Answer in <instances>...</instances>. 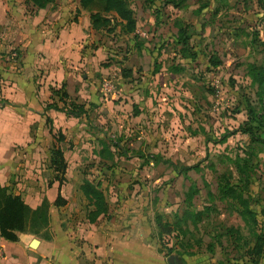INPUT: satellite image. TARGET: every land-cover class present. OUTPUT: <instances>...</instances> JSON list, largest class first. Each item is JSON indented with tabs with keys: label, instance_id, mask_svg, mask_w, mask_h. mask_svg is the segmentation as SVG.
<instances>
[{
	"label": "crops",
	"instance_id": "crops-1",
	"mask_svg": "<svg viewBox=\"0 0 264 264\" xmlns=\"http://www.w3.org/2000/svg\"><path fill=\"white\" fill-rule=\"evenodd\" d=\"M95 10L78 0L40 7L0 0V184L45 217L39 227L15 230V239L0 235V264H170V254L180 264H218L206 245L176 253L173 242L156 237L174 235L176 205L157 210L148 187L159 178L145 179L152 163L137 160L138 149L165 146L161 109L167 105L159 100L166 88L159 77L163 59L158 55L160 64L155 52L134 44L136 16L131 32L118 25L107 30L92 26L89 13ZM112 68L116 78L107 91L103 81L114 76H107ZM158 77L162 86L156 85ZM76 106L79 114L73 113ZM56 131L65 161L60 180L49 166L48 142ZM180 137L184 140L176 144L186 147L191 136ZM113 149H129L125 160L111 162ZM253 167L258 172L248 182L253 231L264 238V162ZM85 180L101 191L102 210L83 193ZM233 211V225H227L241 233L245 222ZM231 242L237 250L236 239ZM253 259L247 264H264V245Z\"/></svg>",
	"mask_w": 264,
	"mask_h": 264
},
{
	"label": "rangeland",
	"instance_id": "rangeland-1",
	"mask_svg": "<svg viewBox=\"0 0 264 264\" xmlns=\"http://www.w3.org/2000/svg\"><path fill=\"white\" fill-rule=\"evenodd\" d=\"M176 1L177 6L167 0H127L142 23L133 31L134 44L155 52L153 59L160 64L161 55L159 77L166 87L159 95L160 102L167 105L161 109V144L165 146L138 149L141 157L137 161L152 163V169L144 171L145 179L159 178L148 187L157 210L164 212L166 204H173L177 217L186 210L202 212L198 220L188 219L187 224L179 218L169 238L164 232L156 237L160 243L173 242L176 253H194L206 245L208 257L218 264H247L245 251L251 245V228L245 225L241 233L233 230V204L219 198L217 184L225 177L236 181V163L248 166L249 175L256 178L253 164L264 162V144L251 141L241 131V127L250 125L257 135L264 136L261 127L247 120L246 111V103L257 111L262 107L261 89L247 73V63L264 61V45L260 42L264 0ZM112 26L107 22L100 27L108 30ZM184 30L188 39L178 44L175 39ZM191 54H196L195 58L191 59ZM113 72L117 70L112 68L107 76ZM159 77L156 83L160 84L156 85L162 86ZM115 78V74L107 77L113 85ZM182 133L191 136L186 139V147L176 144L184 140ZM110 140L120 142L114 136ZM126 150L113 149L110 161L125 160ZM157 162L159 168L155 167ZM192 164L196 166L181 169ZM248 189L246 185L243 193ZM186 193L191 194L189 205L183 200ZM233 238L237 250L231 248Z\"/></svg>",
	"mask_w": 264,
	"mask_h": 264
},
{
	"label": "trees",
	"instance_id": "trees-1",
	"mask_svg": "<svg viewBox=\"0 0 264 264\" xmlns=\"http://www.w3.org/2000/svg\"><path fill=\"white\" fill-rule=\"evenodd\" d=\"M26 1H30L33 5L40 7L51 2L52 0ZM167 1L175 6L178 4L176 0ZM78 2L79 6L81 7L86 8L90 6L97 9L89 13L90 22L93 27H100L104 23L111 22L113 26L118 25L120 30L123 32H131L135 28V18L127 0H78ZM203 4H205V2H203ZM262 33L263 38L260 39V42L264 45V25ZM187 39V31L184 30L183 32L181 31L179 35H177L175 41L178 44H184ZM183 50L184 49L181 50L182 54H184L182 52ZM195 56L196 54H191L190 58L193 59ZM247 73L250 75L251 80L257 83V85L260 87V100L262 102V107L258 111L255 110L254 107L249 103H246L247 120L254 121L257 126L263 129L264 133V61L261 63L249 61L247 63ZM76 108L77 110H74L73 113L79 114L81 109L77 106ZM241 131L246 132L249 135L251 141H258L264 144V136L257 135L252 130L250 125L241 127ZM51 138L52 139L48 142L49 166L53 171H55L54 176L60 180L62 178V172L65 166L62 149L59 144L60 140L62 139V135L60 132L56 131L53 133ZM236 164L237 165L235 167L238 172V178L235 182L228 181L226 177L223 178L222 182L219 181L217 184V195L219 198L230 200V203H232L234 207L233 210H235L237 214L241 216L245 222V225L251 228L253 244L248 247L245 253L247 254V257L251 259V261H255L253 256L258 255L261 252V249L264 245V238L261 232L253 231V227L256 224V219L254 218V211L249 205L251 198L248 191L246 194H244V190H242L246 185H248L249 182L248 166H241L238 165V163ZM195 166V164L184 165L181 167V169L185 170L194 168ZM81 189L86 196L93 199L96 211L102 210L104 208L102 193L95 185L85 180L81 185ZM58 198L59 197L57 195L54 198L53 203L57 204ZM190 199L191 194L186 193L183 199L186 205L190 204ZM204 209H207V207ZM200 214H202L201 211H192L191 213L190 211L188 213L187 210L183 211L181 217H177L174 220L173 225H176V221L179 218L183 222H186L188 219L191 221L198 220L200 218ZM44 219L45 217L42 210L30 208L22 200L19 194L11 192L6 185L0 184V235L2 237L7 239H15V230L21 231L27 226L30 228L39 227L44 223ZM164 226L167 227L166 223H164ZM227 230L230 231L232 228L228 227ZM169 250L170 249L168 248L167 251L169 252ZM175 257V264H180L179 257L176 255Z\"/></svg>",
	"mask_w": 264,
	"mask_h": 264
},
{
	"label": "water",
	"instance_id": "water-1",
	"mask_svg": "<svg viewBox=\"0 0 264 264\" xmlns=\"http://www.w3.org/2000/svg\"><path fill=\"white\" fill-rule=\"evenodd\" d=\"M37 242V240L35 239V238H32L31 240H30V245H35V243ZM175 255L174 254H170V255H168V257H167V260L169 261V263H171V264H175Z\"/></svg>",
	"mask_w": 264,
	"mask_h": 264
},
{
	"label": "built area",
	"instance_id": "built-area-1",
	"mask_svg": "<svg viewBox=\"0 0 264 264\" xmlns=\"http://www.w3.org/2000/svg\"><path fill=\"white\" fill-rule=\"evenodd\" d=\"M103 82H104V84H103L104 89L109 91L112 88V85H113L112 81H110L108 79H105Z\"/></svg>",
	"mask_w": 264,
	"mask_h": 264
}]
</instances>
